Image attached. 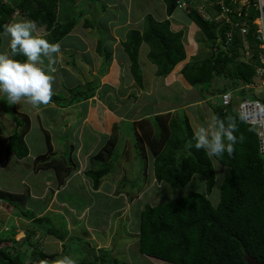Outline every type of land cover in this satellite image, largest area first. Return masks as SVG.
Instances as JSON below:
<instances>
[{"label":"trees","instance_id":"1","mask_svg":"<svg viewBox=\"0 0 264 264\" xmlns=\"http://www.w3.org/2000/svg\"><path fill=\"white\" fill-rule=\"evenodd\" d=\"M69 1L7 0L5 2L0 0V47L3 42L2 35L7 30L15 12L34 26L44 27L49 33L47 41L51 47L62 42L76 28L82 15L80 13L60 21V4ZM91 1L98 4L102 0ZM177 1L163 0L168 17L176 12ZM181 1L194 5L200 2L199 0ZM217 1L219 0H206L204 3L206 10L211 11ZM210 3L214 5L211 7ZM225 4L232 7L231 0H226ZM215 8L220 12V7ZM189 17L204 33L210 53L203 61L186 65L182 74L196 94L206 98H216L217 106L214 107V115L217 125L222 130L223 144L211 139L210 152L203 147L193 131L189 117L183 110L169 113L164 112L163 107H158L147 111L146 108L150 109L148 103L141 111V117L147 113H151L152 116L140 121L141 133L135 138V146L143 155H146L149 148L154 157L153 177L157 183L183 188L190 184L195 176H201L206 182V192H191L185 197L157 206L146 205L140 214L138 248L143 256L169 264H247L246 255L264 264V156L260 153L257 128L248 125L237 111L238 100L241 98L239 94L245 97L250 93L244 87L252 82L255 66L258 64L256 60L259 49L255 32L250 28L249 34L244 37L234 24L227 23L220 27L216 22L204 20L194 9L189 13ZM250 18L255 19V12H251ZM232 20L240 22L242 19L234 15ZM85 26L100 28L95 19H88ZM17 30L18 38L10 49L15 66L14 78L21 76L22 68L26 63L24 52L30 47L24 28L18 26ZM184 37V31L174 33L171 30L169 19L157 21L152 14H146L144 17L143 30L134 29L126 34L125 41L122 42L123 50L130 60L131 75L141 91L147 89L144 72L139 63L142 46L144 44L148 46L147 58L156 66L157 75L160 78H167L186 59ZM246 41L254 50L255 64L241 61V56L245 53ZM105 43L106 40L102 39L98 48L105 59L102 65L104 74L105 64H110L112 57ZM72 61L75 63L74 59ZM89 84L93 85L84 93H74L70 96L69 106L92 99L98 94L102 97L103 92L98 91L101 88L100 77L82 86L86 87ZM13 87L12 90L35 92L47 102L58 103L57 95L44 92L37 84L19 86L14 83ZM228 91H233L234 102L225 106L219 97ZM73 92H75L74 89ZM72 96L74 97L71 99ZM193 96L194 93L191 94L192 99L189 102H199L200 98ZM148 98L146 95H142L141 98L137 95L135 100L148 101ZM176 113L182 114L177 117ZM16 121L17 131L13 133L6 153L7 157L15 155L18 160H23L30 154L25 142L30 122L27 120L24 123L19 119ZM20 126L23 129L20 130ZM116 145L117 140L112 137L91 158V166L85 174L93 182L95 191L99 190L105 178L115 170ZM47 149L45 154L36 158L35 169L38 172L53 170L61 187L66 179L78 170V165L72 158L73 146L71 144L66 146L65 149L70 152L68 156L66 153L63 159L47 160L50 155L51 157L56 155L49 142ZM213 161L229 169L221 186L220 202L216 207L209 199L217 182ZM15 199H21V197L0 189V202L14 210L20 206V202ZM16 216L28 219L37 227H44L45 223L51 222L50 217L37 218L34 211H27V209L20 210ZM50 225L52 227H48L45 233L62 243L66 242L69 235L67 229L58 232L52 223ZM11 234L13 233H9L8 230L7 236H12L11 238L0 236V264H25L26 261L19 254V250L10 248L11 243L16 246L18 243ZM35 235L36 229L32 228L27 232L25 241L31 243ZM88 246L93 258H85L75 264H129L113 257L110 249L95 250L91 245L88 244ZM32 249L30 264H49L55 258V255L38 252L34 250V247ZM60 264L68 263L62 261Z\"/></svg>","mask_w":264,"mask_h":264},{"label":"rangeland","instance_id":"2","mask_svg":"<svg viewBox=\"0 0 264 264\" xmlns=\"http://www.w3.org/2000/svg\"><path fill=\"white\" fill-rule=\"evenodd\" d=\"M4 1L7 2V0ZM121 2L122 3L117 0H102L98 2V4L91 0H70L69 2H61L60 21H64L67 17L77 16L82 13L79 23L73 32L66 37V39H63L62 42L67 45L65 48L52 49L50 52L45 51L46 53L44 55L46 57L41 56L38 51V56L36 55V58H34L38 59V83L35 81L23 83L25 85L37 84L44 92L57 95L59 98L58 105L54 103H43L39 105L43 101L38 100V105L42 107V112L38 109V125H36L34 129H31V135L38 137V142L35 144L34 141H36V139H32V144L30 145V137L25 140L31 147L30 153L34 155L37 151H45L42 145L47 144L48 141L44 140L45 134L41 131V129L44 128L49 129L51 132L53 152L60 151L55 157H51L50 155L48 159H63L66 153L68 156L70 151L65 149L69 144L68 137L60 136L64 135L66 131H64L63 126L69 123L70 126L68 130L72 129V133L74 132L73 129H76L78 126L83 132V136L81 134L80 137V140L83 138L80 145H83L84 141L87 142V147H78L75 142L72 143L76 144L72 150L73 160L78 161V158H82L84 153L90 152L84 159L82 166L78 161L79 171L74 173L75 177L66 189H62L63 186H58L54 171L48 170L45 171L46 174H43V179H45L47 183H43L46 189L43 191L41 190V192L38 190V185L35 186V189L32 183L27 179L22 181V178L18 177L11 167V171L7 169L6 165L2 168L0 167V189L16 197H21V199H15L20 202V206H17L18 208L15 210L10 206L0 203V236L11 238L12 236H7V232L9 230V233H13L11 235H14L15 241L18 243L17 246L11 243L10 248L12 250L14 248L19 250V254L23 260L26 261L25 264H30L31 262L29 259H31L33 247L34 250L38 252L42 251L49 255H55V258L49 264H60L62 261L68 264H75L85 258L92 259L93 255L89 252L88 244L95 248V250L101 248L110 249L113 257H117L121 262L126 261L129 264H168L147 258L140 253L138 248V235L140 233L141 212L146 205L157 206L177 198L185 197L191 192H206V182L201 176H195L191 183L183 188H174L165 183H157L153 177L154 158L150 150L148 149L146 155H143L135 146V138L141 133V111L146 108L148 103L150 109L146 108L147 111L155 110L158 107L168 109L178 106L181 104V101L186 102L185 100L188 98L192 99L190 96L193 93L194 98H200L199 100L197 99L199 102L193 104L191 101L188 106H186V103L181 106H186L183 107V111L189 117L196 137L209 152L211 139H214L219 144H223L222 130L217 125L214 115V107L217 106L216 98L211 99L196 94L193 88H190L191 85L182 74V70L186 65L193 62H201L208 57L210 49L206 44L205 35L198 27L195 29H187L186 36L189 37L188 34H192L191 36L194 38L197 47L190 50L186 48V59L184 62L175 69V74L173 76L165 79H161L159 76L155 75L156 68L152 66L147 59L149 48L147 45H144L141 48L139 57L141 58L140 66L144 72V82L147 89L141 91V88L136 84L134 78L130 74V60L125 57L122 42L125 41L126 34L129 30H141L143 28L145 14L148 15L152 13L156 18L162 19L165 14V6L162 0H133L132 4H130V0ZM131 5L132 7H129ZM151 9H153L154 12ZM129 10L130 12L133 11L131 17L132 15L138 18L142 16L143 21L139 24L137 23V25H135V22L133 23L132 20L128 21ZM122 13L124 16H127L126 20H122ZM156 18L154 19L157 20ZM165 18H167V15ZM180 18H184V21L187 22L189 20L188 16L183 11L177 10L173 14L172 20ZM88 19H95L100 28L99 26V29L87 28L85 22ZM27 23V20L23 16L15 12L9 21L7 32L3 36V44L0 48V86L3 88L7 85V79L9 82H12L11 79H15L12 73L14 70H11L10 75L8 70L11 61H13V57L7 56L10 52L5 48V46L8 47L10 51L13 45H11L12 39L9 35H14H12V43H15L18 38V35H16L18 33V26L24 28L29 41L33 40L34 33L38 35L40 33L48 35L45 28H40L36 31L35 28L38 27L34 26V28L31 25L27 26ZM172 29L176 31L175 28L172 27ZM105 38L107 41L105 45L107 51L109 50L112 54L110 64H105L106 72L103 76L106 77V79H101V81H103V86H107V89L105 88V91H103L102 97L98 94L87 103L79 107L75 106L76 108L73 109V114L70 113L71 115L64 116L63 110L59 108L69 107L70 96L74 95V93H84L93 85L89 84L86 87L82 86L83 84L86 85V83L95 81L96 78L93 75H98L99 73L98 68L100 65L102 66L103 60L105 59L99 53L98 48L100 46V40ZM38 44L45 45L47 48L50 46L45 39H39ZM73 47H77V49L74 50L79 51L80 55L83 50L89 51V56L94 54L95 59L93 60L98 61V63L99 61L101 63L102 60V63L100 65L98 64L97 68L93 67V70H91V66H87L86 64L82 65L81 68L77 69L79 70L78 72L73 66L72 60L74 56L71 58L72 60L68 57V54L73 55L69 52V50H73ZM32 53L33 52H24V54L30 58H26V63L23 66L22 72L24 74L33 69L34 63H31V61H33L31 56L33 57L34 55H31ZM62 55H64L63 59L61 58ZM67 59L70 65L67 63L65 64V61H63ZM241 60H244V58H241ZM68 65L69 67H67ZM63 66H65L64 68L66 70ZM114 67L119 69L118 76L116 75L115 78H107L112 70H114ZM53 69L56 70L52 72ZM101 71L104 72L103 69H101ZM22 80L24 81V79H21V81ZM219 87H221V85H219ZM13 88L12 85L11 89ZM73 89L75 92L72 93ZM187 94H190L188 98H186ZM137 95L140 98L142 95H146L149 97V100H135ZM239 96L241 98L246 97L252 100H260L264 103V97H262L260 93L250 92L248 95H245V97L241 94H239ZM73 97L74 96H72L71 99ZM0 100V109L5 116L11 117L12 120L19 119L24 123L31 119L33 123V117L36 115L33 114L35 111L34 106L36 105L34 101L30 103L28 99V101L23 100V102H20V105L26 103V105L28 104V106L34 109H32V116L27 117L19 116L15 112L14 101L9 93V89L4 92ZM39 106L37 107L41 108ZM100 108L106 111L108 115L112 114L115 116L111 117L116 121L112 122L113 127L108 136H104L105 139L103 140L101 139L102 148L113 135L115 136H113V138L117 140V145L114 149L115 170L107 176L106 182L108 183L104 184L103 188L101 187L100 190L95 191L91 181L84 175V172L91 166V158L102 149H96V145H94L97 137L99 139L102 136H99V134H92L93 131L91 132L86 127L93 128V123L95 124V121L99 118L102 119L103 116L98 113ZM83 109H85V111ZM19 111H21L20 108L17 109V112ZM84 112L87 114L86 119H84ZM172 113H174V111H172ZM181 114L182 113L177 114L176 116L180 117ZM108 120L111 121V119ZM14 124L15 122L9 126V129L12 131L9 133H12V135L14 130H16ZM7 128L8 126H0V134L6 133ZM12 128L14 130H12ZM19 128L20 130L23 129L22 126ZM85 128L88 131L86 135L84 131ZM28 131H30V127ZM10 135L11 134H9V136ZM57 137H60L59 142L65 145L64 149H61L59 144H57L55 139ZM3 144L1 141L0 148L2 149V153L5 148ZM77 147L78 149H76ZM1 163H3V160L0 158V165ZM213 164L217 174V182L213 192L209 195V199L213 206L216 207L220 202L221 186L229 169L221 166L215 161H213ZM34 174L40 175L41 172L36 171ZM33 178H35L36 184H38V176ZM1 180L4 181V183L1 182ZM26 180L28 183H26ZM105 187L107 189L106 194L108 195L103 191ZM22 209L34 211L37 218L50 214L53 215L47 217H50V223L55 226L54 228H56L58 232H63L68 226L70 235L66 242L62 243L53 236H47L45 234L47 228L52 227L50 223H45L44 227H37L28 219L16 216ZM32 228L36 229V235L32 238L31 243L33 244L30 245L31 243L25 241V239L27 237V232ZM81 252H83V254Z\"/></svg>","mask_w":264,"mask_h":264},{"label":"crops","instance_id":"3","mask_svg":"<svg viewBox=\"0 0 264 264\" xmlns=\"http://www.w3.org/2000/svg\"><path fill=\"white\" fill-rule=\"evenodd\" d=\"M117 1H120V3H122L121 1H124L125 2V0H117ZM132 2H133V0H130V4H132ZM163 2V1H162ZM164 4V3H163ZM162 5V4H161ZM164 6H165V4H164ZM129 7H132V5L131 6H129ZM153 8V7H152ZM129 9V8H128ZM131 9V8H130ZM151 10H153V9H151ZM153 12H154V10H153ZM165 14H164V17L161 19V18H156V16H154V18H156L158 21H161V20H164L165 19V17H166V6H165ZM127 13V12H126ZM128 14H129V18H127V16L125 15L124 16V14L122 13V16H123V18H122V20L124 19V20H126V18L128 19V21H133V23L135 22V25H137V23L139 24L141 21H143V18H142V16H140L139 18L138 17H134V15H132V17H131V14H133V11H131L130 12V10H129V12H128ZM152 14V13H151ZM117 15H119V14H117ZM146 15V14H145ZM172 17H173V15L170 17V20H171V28L173 27V28H175L176 29V31L178 32V31H187V29H195L196 27H197V25L194 23V22H192L190 19L188 20V22L187 21H184V18H180V19H175V20H172ZM130 23V22H129ZM28 25H31V26H33L34 27V25H32V24H30V23H27V26ZM129 25V24H128ZM35 28V27H34ZM35 30L36 31H38V28H35ZM173 30V29H172ZM130 31V30H129ZM194 31H196V30H194ZM7 32V31H6ZM5 32V33H6ZM4 33V34H5ZM48 33V32H47ZM128 33V32H127ZM4 34L2 35V37L4 36ZM13 35V34H12ZM12 35H9L10 37H11V39H12V42H13V37H12ZM16 35H18V33L16 34ZM189 35V37L188 36H186V48L188 49V50H190V49H195V47H197V45H196V42H195V40H194V38L191 36L192 34H188ZM14 36V35H13ZM9 37V38H10ZM44 38H46L45 40H46V42H47V44H48V38H47V36H43V34L42 33H40L39 35L38 34H35L34 33V36H33V40H31L30 41V47L29 48H27L25 51L26 52H33L31 55H34L33 57L31 56V58L33 59V61H31V63H34L33 64V69L31 70V71H29V72H25V74L22 72L21 73V76L20 77H18V78H15V79H11L12 80V82H9V80L7 79L6 80V87L5 88H3L2 86H0V99L3 97V95H4V92H6L7 91V89H9V93L11 94V97H12V99H13V101H14V110H15V112L19 115V116H27V117H30V116H32L31 115V113H32V109L33 108H31L30 106H28V104L26 105V103L25 104H22V105H20V102H23V100H26V101H28V99H29V101H30V103H32L33 101L35 102V106H34V108H35V111L33 112V114H36L35 115V117H33V123L31 122V119L29 120L30 121V131L29 132H27V134H26V136H25V140H27V139H29V137H30V141H29V143H30V145L32 144V139H36V141H34V143L36 144L37 142H38V137H36V136H34V135H31V129L33 128L34 129V127L36 126V125H38V109H39V111L40 112H42V107L41 106H39V105H42L43 103H46V104H48L49 102H47L46 101V99L45 98H43V97H41V96H38V94L37 93H35V92H27V93H25V92H23V91H20L19 89L18 90H12L11 89V87H12V85L14 84V83H16V84H18L19 86H25V84H23V83H25V82H30V81H35V82H37L38 83V59H34V58H36V55L38 56V51L40 52V55L41 56H44V57H46L44 54L46 53L45 51H49L50 52V50H52V49H56V48H65L67 45H65L66 43H58V44H56L55 46H53V47H51V46H49L48 48L45 46V45H41V44H38V40L39 39H44ZM3 40V39H2ZM105 40H106V38H105ZM63 41V40H62ZM100 41H102V40H100ZM11 42V45L13 44ZM107 42V41H106ZM2 44H3V42H2ZM105 45H106V43H105ZM106 47V46H105ZM1 48V47H0ZM5 48H6V50L8 51V52H10L9 51V48L8 47H6L5 46ZM107 48V47H106ZM74 49H77V47H73V50H69V52L71 53V54H73V55H70V54H68V57L71 59L73 56H74V60H75V63H73V66L75 67V70H77L78 68H81L82 67V65H87V66H91V70H93V67H95V68H97L98 67V64L100 65L101 63H102V60H101V63H100V61H99V63H98V61H95V60H93V59H95L94 58V54H92V55H90L89 56V51H81V55H80V53H79V51H76V50H74ZM124 54H125V52H124ZM10 56V57H12L11 55H10V53H8L7 54V56ZM26 55V54H25ZM89 56V57H88ZM63 57H64V55H62L61 56V58L63 59ZM125 57L128 59V57L126 56V54H125ZM1 58V57H0ZM26 58L28 59L29 57L26 55ZM60 58V59H61ZM30 59V58H29ZM59 59V60H60ZM13 60V59H12ZM72 60V59H71ZM63 61H65V64L67 63V64H69L70 65V62L68 61V59L67 60H63ZM0 62H1V60H0ZM140 62H141V58H140ZM1 64V63H0ZM69 65L67 66V67H69ZM103 65V64H102ZM65 66H63V68H64ZM65 69V68H64ZM101 69H103V67L100 65L99 66V68H98V70H99V73H98V75H93L95 78H98V77H100V80L102 79V80H105L106 79V77H104L103 75H105V74H103V71H101ZM9 75H10V72H11V70L13 71L14 70V66H13V61H11V63H10V66H9ZM22 70H23V68H22ZM54 70H56V69H53L52 70V72H54ZM66 70V69H65ZM78 72H79V70H77ZM118 72H119V69L118 68H116V67H114V70H112V72H111V74H109L108 76H107V78L108 77H110V78H115L116 77V75L118 76ZM12 73H14V71L12 72ZM11 73V74H12ZM175 74V70H174V72L170 75V76H168V78H170L171 76H173ZM11 77V76H10ZM10 79V78H9ZM18 79H20V80H18ZM21 79H24V81L22 80L21 81ZM10 85V86H9ZM182 86V85H181ZM103 87V88H102ZM107 87V86H106ZM183 87V86H182ZM102 88V89H101ZM101 90L99 89L98 91H100V92H103V91H105V87L103 86V81H101ZM190 88H192V87H190ZM15 94V95H14ZM97 96V95H96ZM188 96H190V94L188 95L187 94V96H186V98H188ZM95 98V97H94ZM38 100H42L43 102L41 103V104H39L38 105ZM187 100H190V98H188ZM187 100H185V101H187ZM89 100H87V101H83V102H80V103H75V104H73V105H70L69 107H62V108H59V109H62L63 110V112H64V116H66V115H69L70 113L71 114H73V109L74 108H76L75 106H77V107H79L80 105H83V104H85V103H87ZM0 102H1V100H0ZM19 102V103H18ZM186 102H184V104H185ZM192 103L194 104V102L192 101ZM54 104H56V103H54ZM30 105V104H29ZM37 106H39V107H41V108H38ZM84 106H86V105H84ZM18 108H20V110L21 111H19V112H17V109ZM56 108V107H55ZM34 110V109H33ZM84 111H85V109H83ZM91 110V109H90ZM90 110H89V112H90ZM93 111V110H92ZM167 111H174V113L176 112V109L175 108H173V107H171V108H168V109H166V112ZM3 111L0 109V126H8V128L6 129L7 130V132L5 133H3L2 135L0 134V140L2 141V144L5 146V148H4V152L2 153L1 152V148H0V158L3 160V163H1V165H0V167L2 168L4 165H6L7 166V169L9 170V171H11L10 170V167L14 170V172L18 175V177H21L22 178V181H25V179H27L30 183H32V186L36 189V187L35 186H37L38 185V190H44V189H46L45 188V185H43V183L44 182H46V180L45 179H43L44 178V175L43 174H46L45 173V171H48V170H41V171H39V172H41V174L39 175H36V174H34V172H36V169H35V160H36V158L39 156V155H42V154H45L46 153V151H47V147H48V143L47 144H45V145H42V148H45V151H37V152H35L36 154H32V153H30L29 154V156L27 157V158H25V159H23V160H18L17 158H16V156L15 155H11L10 157H7V153H6V148H7V145H8V143L10 142V139H11V135H12V133H9V132H12L10 129H9V126L10 125H12L14 122H15V124H14V128H16L15 126L17 125V121L16 120H12L11 119V117H9V116H5V114L4 113H2ZM30 112V113H29ZM85 113V112H84ZM100 115H102L103 117H102V119H97L96 121H95V124L93 123V128H89L88 126L86 127V128H88L91 132H92V134H99V136H102L101 138H99L98 139V137H97V140H96V142H95V144L94 145H96V149H99V148H102V143H101V139L103 140V139H105L104 138V136H108V134L110 133V130L112 129V127H113V124H112V122L114 121V122H116L115 120H113V118L112 117H115V116H113L112 114H107V112L106 111H104L103 109H101L100 108V110H99V112H98ZM70 114V115H71ZM86 113H85V116H84V119H86ZM83 116V115H82ZM81 116V117H82ZM112 116V117H111ZM149 116H152L151 115V113H147V114H143V117H142V119H144L145 117L146 118H148ZM6 118H7V120H6ZM25 119V118H24ZM108 119H111V121H109ZM26 121V120H25ZM97 122V123H96ZM112 124V125H111ZM83 125V124H82ZM69 126H70V123L69 124H66V125H64L63 126V129H64V131H65V133H64V135H62V136H60V137H63V136H67L68 137V140H69V144H71L73 147H75L76 146V144L78 145V147L80 146V147H82V146H86V144H87V142L86 141H84L83 142V145H80L81 144V141H82V139L80 140V137H81V134H82V136H83V132L79 129V126L76 128V129H73L74 130V132L72 133V129H69L68 130V128H69ZM86 126V125H85ZM84 126V127H85ZM48 127H50V126H48ZM72 127V126H71ZM70 127V128H71ZM83 127V128H84ZM37 128H38V126H37ZM86 128L84 129V131H85V135H86V132L88 133V131L86 130ZM12 130H14L13 128H12ZM1 131V130H0ZM15 131V130H14ZM41 131L45 134L44 135V140H47L48 142H49V145L50 146H52L53 147V145H52V136H51V132H50V130L49 129H41ZM70 133H71V135H70ZM9 134H11L10 136H9ZM50 136V138L48 139V137ZM46 137V138H45ZM60 137H57V138H55L56 139V142H57V144H59V146H60V148L61 149H64L65 148V145H63L62 143H60L59 142V138ZM71 139H72V141H71ZM0 141V142H1ZM73 142H75L76 144H72ZM26 144H27V146H28V148H29V150H30V146L28 145V143H27V141H26ZM94 145H92V146H94ZM78 147L76 148V149H78ZM87 147V146H86ZM60 150V149H59ZM80 151V150H79ZM55 154H58V153H60V151H58V152H54ZM90 152H86V153H84V155H83V157L82 158H78V161H79V163H80V165L82 166L83 165V162H84V159L88 156V154H89ZM47 160H48V158H47ZM77 161V162H78ZM83 170V169H82ZM43 171V172H42ZM51 171H53V170H51ZM78 171H79V169H78ZM75 173V172H74ZM71 174L67 179H66V181H65V183L63 184V187H62V189H66L68 186H69V184H70V182L73 180V178L75 177V174ZM54 174H55V172H54ZM84 175L86 176V174H85V172H84ZM38 176V184H36V180H35V178H33V177H37ZM33 178V180H32V182H31V179ZM88 178V177H87ZM52 179V178H51ZM50 179V180H51ZM89 179V178H88ZM106 179V178H105ZM27 180H26V183H28L27 182ZM55 180H57V178H56V174H55ZM89 181H91V179H89ZM107 180H104L103 181V183H102V185L100 186V188H99V190L101 189V187L103 188V185L104 184H107L108 182H106ZM1 182H3L4 183V181H2L1 180ZM42 182V183H41ZM105 182V183H104ZM47 183V182H46ZM91 184H92V187H93V182L91 181ZM58 186H59V183H58ZM94 189V188H93ZM41 191V192H42ZM98 191V190H97ZM104 193L106 194V191H107V189H106V187L104 188ZM106 195H108V194H106ZM117 195H119V194H117ZM47 216H53V215H47ZM47 216H44V217H47ZM39 218V217H38ZM40 218H42V217H40ZM40 227V226H39ZM67 231H68V233H69V235H70V232H69V230H68V226H67ZM68 235V236H69ZM51 236V235H50ZM55 238V237H54Z\"/></svg>","mask_w":264,"mask_h":264},{"label":"built area","instance_id":"4","mask_svg":"<svg viewBox=\"0 0 264 264\" xmlns=\"http://www.w3.org/2000/svg\"><path fill=\"white\" fill-rule=\"evenodd\" d=\"M226 0H219L215 4V7H220V12L216 9L214 13L217 15L216 22L221 24L229 23L234 24L240 29L241 34L245 37L249 34L250 28L254 29L255 40L257 41V47L259 49V62L257 66L254 80L245 86V90L248 92H256L262 94L264 97V0H231V5L226 6ZM179 8L187 10L188 6L181 2H178ZM214 3H210L212 7ZM255 12V19H251V12ZM199 14L205 20H212L210 13L204 9L199 8ZM237 15L239 19L237 22L232 20V16ZM245 50L249 59H253L252 45L246 41ZM219 100L225 106H229L234 102L233 91H228L223 96L219 97ZM238 113L244 118L248 125L255 126L258 131L260 153L264 156V103L260 100H252L250 98H240L237 106Z\"/></svg>","mask_w":264,"mask_h":264},{"label":"clouds","instance_id":"5","mask_svg":"<svg viewBox=\"0 0 264 264\" xmlns=\"http://www.w3.org/2000/svg\"><path fill=\"white\" fill-rule=\"evenodd\" d=\"M163 1V0H162ZM200 2H199V4H189V3H187V2H184V1H181V0H178L177 1V4H178V2H181V3H183V4H186L187 6H188V9L187 10H184V9H181V8H177V10H181V11H183L187 16H188V18L190 19V17H189V13L194 9V10H196L197 12L199 11V8H204V9H206V6H205V1L206 0H199ZM164 3V2H163ZM178 6H179V4H178ZM176 10V11H177ZM214 11H216L215 9L213 10V9H211V11H208L209 13H210V15H211V17H212V20H206V21H210V22H216L215 21V18H216V14L214 13ZM198 14H199V12H198ZM166 15H167V13H166ZM200 15V14H199ZM202 17V16H201ZM170 17H168L167 16V18H165L164 20H166V19H169ZM203 18V17H202ZM26 19V18H25ZM27 20V19H26ZM170 20V19H169ZM191 20V19H190ZM205 20V19H204ZM158 21V20H157ZM161 21H163V20H161ZM171 21V20H170ZM192 21V20H191ZM27 22L28 23H31V22H29L28 20H27ZM193 22V21H192ZM195 23V22H194ZM220 27H223L225 24H227V23H225V22H223L224 24H221L220 22L218 23V22H216ZM32 24V23H31ZM196 24V23H195ZM33 25V24H32ZM197 25V24H196ZM198 27V26H197ZM7 28H8V26H7ZM41 28H44V27H41ZM199 28V27H198ZM38 29H40V27H38ZM200 29V28H199ZM46 30V29H45ZM131 30H134V29H131ZM136 30H139V29H136ZM141 30H143V28L141 29ZM171 30H172V28H171ZM7 31V30H6ZM5 31V32H6ZM173 31V30H172ZM174 33H178V32H180V31H173ZM185 32V31H184ZM49 34V33H48ZM43 36H47L48 37V35H43ZM45 39V38H44ZM184 47H185V49H186V32H185V37H184ZM14 44V43H13ZM145 45V44H144ZM143 45V46H144ZM142 46V47H143ZM148 47V46H147ZM26 50V49H25ZM186 51V50H185ZM245 51V53H244V56H241V58H244V60H241V61H243V62H245V63H248V64H255V54H254V50H253V54H254V57H253V59L251 60V59H249L248 58V56H247V53H246V50H244ZM148 54V53H147ZM148 59V58H147ZM257 62H258V64H256V66H255V74H256V70H257V66H259L260 65V62H259V53H258V57H257V60H256ZM150 62V61H149ZM184 62V61H183ZM139 63H140V57H139ZM150 64L152 65V66H154L151 62H150ZM181 64V63H180ZM179 64V65H180ZM140 65H141V63H140ZM178 65V66H179ZM130 66V65H129ZM177 66V67H178ZM176 67V68H177ZM155 68H156V66H155ZM175 68V69H176ZM15 69V68H14ZM174 69V70H175ZM174 72V71H173ZM172 72V73H173ZM171 73V74H172ZM14 74V73H13ZM130 74H131V70H130ZM170 74V75H171ZM255 74H254V76H253V80H254V78H255ZM155 75L156 76H158L157 75V69H156V73H155ZM169 75V76H170ZM144 79H145V77H144ZM161 79H165V78H161ZM252 80V81H253ZM84 85V84H83ZM166 89V88H165ZM165 91V90H164ZM115 98V97H114ZM90 100V99H89ZM191 100V99H190ZM49 103H54V102H49ZM196 103H198V102H196ZM184 104V101H181V104H179L178 106H179V108L176 106V107H173V108H175L176 109V112L177 111H179V110H183V107H186V106H188L189 105V101H186V106H181V105H183ZM165 110H164V112L166 111V108H164ZM169 113H172L171 111H168ZM145 119V118H144ZM131 120V119H130ZM143 120V119H142ZM29 132V131H28ZM112 137L113 136H111V139H112ZM107 143V142H106ZM48 148V147H47ZM147 149H149V148H147ZM96 155V154H95ZM94 155V156H95ZM152 155V154H151ZM93 156V157H94ZM153 156V155H152ZM73 158V157H72ZM154 158V157H153ZM74 161V160H73ZM75 162V164H77L78 165V168L77 169H79V163L77 162V161H74ZM89 168V167H88ZM77 172H78V170H77ZM2 190V189H1ZM4 191V190H3ZM5 192H7V191H5ZM7 193H9V192H7ZM10 194V193H9ZM0 203H3V202H0ZM5 203H3V205H4ZM6 206H9V205H7V204H5ZM24 218V217H23ZM46 234V233H45ZM47 236H50V235H48V234H46ZM146 257V256H145ZM147 258H149V257H147ZM160 262V261H159ZM163 263H166V262H163ZM169 264V263H168Z\"/></svg>","mask_w":264,"mask_h":264},{"label":"water","instance_id":"6","mask_svg":"<svg viewBox=\"0 0 264 264\" xmlns=\"http://www.w3.org/2000/svg\"><path fill=\"white\" fill-rule=\"evenodd\" d=\"M245 258H246L247 264H261V263L257 262L255 259H253V258H251V257H249L247 255H246Z\"/></svg>","mask_w":264,"mask_h":264}]
</instances>
